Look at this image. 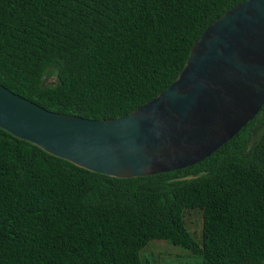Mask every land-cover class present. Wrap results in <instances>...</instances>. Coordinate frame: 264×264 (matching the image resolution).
<instances>
[{
    "label": "trees",
    "instance_id": "1",
    "mask_svg": "<svg viewBox=\"0 0 264 264\" xmlns=\"http://www.w3.org/2000/svg\"><path fill=\"white\" fill-rule=\"evenodd\" d=\"M242 1L0 0V83L56 112L130 113L172 84L204 30ZM263 128L264 105L205 160L132 178L0 128V264H150L142 251L153 240L199 264H264Z\"/></svg>",
    "mask_w": 264,
    "mask_h": 264
},
{
    "label": "water",
    "instance_id": "2",
    "mask_svg": "<svg viewBox=\"0 0 264 264\" xmlns=\"http://www.w3.org/2000/svg\"><path fill=\"white\" fill-rule=\"evenodd\" d=\"M263 105L264 0H244L204 30L179 77L132 112H56L0 83V128L90 171L145 177L205 160Z\"/></svg>",
    "mask_w": 264,
    "mask_h": 264
},
{
    "label": "rangeland",
    "instance_id": "3",
    "mask_svg": "<svg viewBox=\"0 0 264 264\" xmlns=\"http://www.w3.org/2000/svg\"><path fill=\"white\" fill-rule=\"evenodd\" d=\"M53 79V77L51 78ZM264 128L259 132H263ZM187 224L194 236L201 238L202 219L199 211H193L188 214ZM145 256L150 259V264H199L195 258L189 256V252L181 247H176L165 240L152 241L142 251Z\"/></svg>",
    "mask_w": 264,
    "mask_h": 264
},
{
    "label": "crops",
    "instance_id": "4",
    "mask_svg": "<svg viewBox=\"0 0 264 264\" xmlns=\"http://www.w3.org/2000/svg\"><path fill=\"white\" fill-rule=\"evenodd\" d=\"M153 241H157V240H153ZM152 242V241H151ZM177 247V246H176Z\"/></svg>",
    "mask_w": 264,
    "mask_h": 264
}]
</instances>
